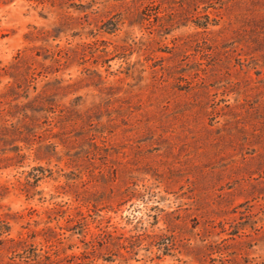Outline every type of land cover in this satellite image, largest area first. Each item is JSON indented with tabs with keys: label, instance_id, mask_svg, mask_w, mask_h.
I'll return each mask as SVG.
<instances>
[{
	"label": "rangeland",
	"instance_id": "obj_1",
	"mask_svg": "<svg viewBox=\"0 0 264 264\" xmlns=\"http://www.w3.org/2000/svg\"><path fill=\"white\" fill-rule=\"evenodd\" d=\"M0 264H264V0H0Z\"/></svg>",
	"mask_w": 264,
	"mask_h": 264
}]
</instances>
